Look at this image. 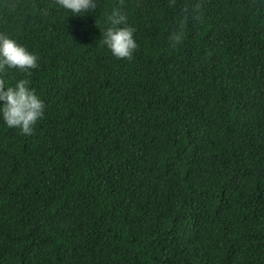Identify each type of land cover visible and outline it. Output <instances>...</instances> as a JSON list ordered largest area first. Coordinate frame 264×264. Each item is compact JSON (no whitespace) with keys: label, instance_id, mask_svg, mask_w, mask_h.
Masks as SVG:
<instances>
[{"label":"trees","instance_id":"16d2710c","mask_svg":"<svg viewBox=\"0 0 264 264\" xmlns=\"http://www.w3.org/2000/svg\"><path fill=\"white\" fill-rule=\"evenodd\" d=\"M114 6L136 29L130 59L97 43ZM0 31L37 52L45 105L27 136L0 122V264H264V0L67 17L0 0Z\"/></svg>","mask_w":264,"mask_h":264},{"label":"clouds","instance_id":"9594fccd","mask_svg":"<svg viewBox=\"0 0 264 264\" xmlns=\"http://www.w3.org/2000/svg\"><path fill=\"white\" fill-rule=\"evenodd\" d=\"M98 0H55V6L62 10L65 17L83 14L97 7ZM9 11L18 5L8 6ZM195 19L198 13L196 6L185 10ZM103 25L100 28L98 45L107 49L115 58H131L137 48L136 31L128 22V14L119 7H112L101 14ZM185 18L179 17L175 30L168 33L167 39L172 46L179 44L184 36ZM36 51L30 50L25 44L16 40L6 31H0V122L9 128L27 136L32 133L36 122L44 115V101L30 85L33 69L39 66ZM20 73L17 78H3L9 70Z\"/></svg>","mask_w":264,"mask_h":264}]
</instances>
